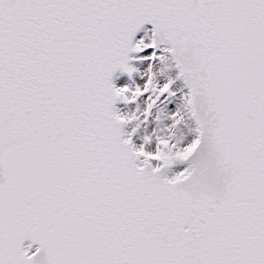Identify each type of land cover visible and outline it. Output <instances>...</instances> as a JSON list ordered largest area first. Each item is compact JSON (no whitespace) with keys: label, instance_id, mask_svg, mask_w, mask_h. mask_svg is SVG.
<instances>
[{"label":"snow or ice","instance_id":"obj_1","mask_svg":"<svg viewBox=\"0 0 264 264\" xmlns=\"http://www.w3.org/2000/svg\"><path fill=\"white\" fill-rule=\"evenodd\" d=\"M0 264H264V0H0Z\"/></svg>","mask_w":264,"mask_h":264}]
</instances>
